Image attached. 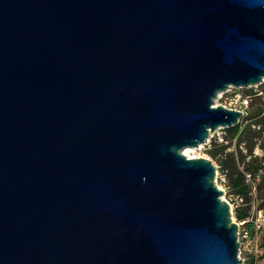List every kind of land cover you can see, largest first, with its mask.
I'll list each match as a JSON object with an SVG mask.
<instances>
[{"label": "water", "instance_id": "95a60500", "mask_svg": "<svg viewBox=\"0 0 264 264\" xmlns=\"http://www.w3.org/2000/svg\"><path fill=\"white\" fill-rule=\"evenodd\" d=\"M264 82V0H0V264H241L188 158Z\"/></svg>", "mask_w": 264, "mask_h": 264}, {"label": "trees", "instance_id": "16d2710c", "mask_svg": "<svg viewBox=\"0 0 264 264\" xmlns=\"http://www.w3.org/2000/svg\"><path fill=\"white\" fill-rule=\"evenodd\" d=\"M264 85V83H263ZM245 116L238 124L230 128H223V140L214 137L211 144L207 145L206 152L215 161L219 169L227 171L229 184L232 193L240 196H247L252 188L246 183V175L249 174L253 179H257L259 188H264V155H255L256 147L264 152V86L261 94L254 93L249 96ZM231 146L232 151L226 152ZM244 149L246 153H244ZM249 158V159H248ZM254 183V182H253ZM258 211L264 209V199L257 207ZM235 216L238 221H245L244 228L254 235L255 228L251 215L236 208ZM260 248L264 254V226L260 230ZM256 259H252L247 264H255Z\"/></svg>", "mask_w": 264, "mask_h": 264}, {"label": "rangeland", "instance_id": "374dc122", "mask_svg": "<svg viewBox=\"0 0 264 264\" xmlns=\"http://www.w3.org/2000/svg\"><path fill=\"white\" fill-rule=\"evenodd\" d=\"M263 83H260V84L254 85V86H249V87L237 88L234 91V94H240L242 96V98H247V100H248L247 104H249V100H250L249 96L250 95L253 96L254 93L261 94V90L263 89V86H264ZM227 96H224L222 99H219V101L217 102L218 105H227V106H231L234 109L244 111L243 113L245 116L247 107L245 108V105L242 102V98H240L239 100H236V99H233L232 94H229ZM217 132L214 131L210 134V137H209L210 142L208 145L211 144L212 138H214V137L218 138V134L220 136L225 134L223 129H220ZM207 148H208V146H205L201 150L195 148L194 150H192L190 152V154L196 158L197 157H204V158H208L211 161H213L212 158L209 156V154L206 152ZM233 149H234V147L231 146L230 148H228V150L226 152L232 151ZM244 153H246L245 149H244ZM254 153H255V155H258L260 157H262L264 155V152L259 147L255 148ZM213 163L218 168V175L216 176V179H217L216 184L220 189L223 190V197L225 198V200L228 201V197H229V194L232 192V188H231L230 192L226 189L227 193L224 191V188H223L225 181L228 184H231V182L228 179V175H227L228 172L227 171L223 172L221 169H219V166L215 161H213ZM253 182H254L255 188H253L252 190L249 191L248 195L244 197V204H242L241 206L238 207L242 211L247 212L250 215H256V213L258 211L257 207L264 199V188H259L257 179L256 180L253 179ZM236 208H233V219L236 222H240L236 219V216H235ZM259 252H260V249L256 246V244H254L253 241L249 242L242 249L241 264H247L252 259H256L255 264H264V254H261Z\"/></svg>", "mask_w": 264, "mask_h": 264}, {"label": "built area", "instance_id": "2783aa9c", "mask_svg": "<svg viewBox=\"0 0 264 264\" xmlns=\"http://www.w3.org/2000/svg\"><path fill=\"white\" fill-rule=\"evenodd\" d=\"M237 88L235 87H231L223 92H221L219 94V96L217 97V101H216V104L218 105V101L219 99H222L224 96H227L229 94H232L233 95V99H236V100H239L240 98H242V96L240 94H234V91L236 90ZM228 97V96H227ZM242 102L244 103L245 105V108L248 106V100L247 98H242ZM227 108H231V109H234L232 108L231 106H227V105H223ZM244 112V111H243ZM223 129V128H221ZM218 130L220 129H217L215 132H217ZM218 133V132H217ZM223 136V135H222ZM222 136H220L218 134V138L220 139V141L223 140ZM210 142V138L208 139V141L202 145H200L199 147H196L197 149H202L204 148L205 146H207ZM218 175V168H217V171H216V176ZM217 181V179H216ZM246 183L253 189L255 188L254 186V183L252 181V178L249 174L246 175ZM224 191L227 193L226 189L230 192L231 191V186L225 181L224 183ZM234 197V198H233ZM228 202L229 204L231 205V208L233 210V208H238L239 206H241L242 204H244V197L243 196H240V195H235L233 194L232 192L229 194V197H228ZM250 220L253 221L254 223V230H255V233L254 235H251L243 226H244V223L245 221H240V222H237L238 223V226H239V230H238V241H239V257L241 258V254H242V249L245 245H247L249 242L253 241L254 244H256V246L260 249V252L262 254V249L260 248V236L258 235L260 230L263 228L264 226V209L263 210H259L257 211L256 215H251L250 217ZM242 227V228H241Z\"/></svg>", "mask_w": 264, "mask_h": 264}, {"label": "bare ground", "instance_id": "6f19581e", "mask_svg": "<svg viewBox=\"0 0 264 264\" xmlns=\"http://www.w3.org/2000/svg\"><path fill=\"white\" fill-rule=\"evenodd\" d=\"M195 149V147H187V148H185L184 150H183V154L185 155V156H187L188 158H193L194 156H192L191 154H190V152L192 151V150H194Z\"/></svg>", "mask_w": 264, "mask_h": 264}]
</instances>
